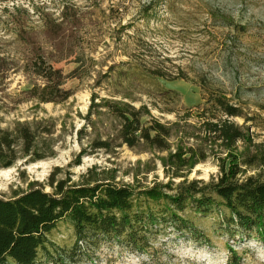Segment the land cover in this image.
<instances>
[{
	"label": "trees",
	"instance_id": "trees-1",
	"mask_svg": "<svg viewBox=\"0 0 264 264\" xmlns=\"http://www.w3.org/2000/svg\"><path fill=\"white\" fill-rule=\"evenodd\" d=\"M38 14L41 41L23 39V28L16 24L15 35L24 40L26 51L22 72L40 81L23 91L25 99L38 104L65 103L73 96L65 87L67 80L92 76L90 104L81 116L83 126L76 138L81 140L89 129L96 137L94 147L108 154L122 146L166 153L160 159L166 174L184 179L178 184L169 180L134 189L110 178L95 177L79 185L58 183L52 193L31 185L11 198H0V264H93L100 260L96 253L100 247H117L153 262L162 261L160 257L167 255L164 249L171 242L193 243L208 250L221 244L228 252L225 264H243L233 244L251 240L264 243V146L253 142L245 126L250 120L243 110L204 84L205 104L194 115L198 130L185 136L181 121L192 116H177L173 123L163 124L153 114V110L175 113L174 108H162L158 101L174 104L178 102L176 93L155 89L160 100L142 101L138 91L149 95L151 88L136 87L137 70L129 68L128 62L103 70L86 52L81 34L84 14L79 7L64 5L58 17ZM63 61L75 67L64 73L55 67ZM8 62L0 56L2 76L10 70ZM149 77L168 76L155 68ZM179 78L187 76L181 73ZM232 118L244 122L239 125ZM41 125L24 121L12 130L0 128V168H10L20 157L41 160L52 151L42 137L53 130ZM173 137L199 143L187 148L177 144L172 151ZM207 142L222 147L226 154L217 159L218 176L187 181L181 171L206 159L202 145ZM249 168L259 170L247 175ZM168 169L175 172L168 173ZM59 223L67 225L70 240L51 238ZM163 263L170 262L164 258Z\"/></svg>",
	"mask_w": 264,
	"mask_h": 264
},
{
	"label": "rangeland",
	"instance_id": "rangeland-1",
	"mask_svg": "<svg viewBox=\"0 0 264 264\" xmlns=\"http://www.w3.org/2000/svg\"><path fill=\"white\" fill-rule=\"evenodd\" d=\"M64 5L77 6L84 14V48L103 66L101 69L128 62L129 68L137 70L136 87L151 88L149 95L138 91L142 101L160 100L155 89L177 94L174 104L158 101L162 108L169 106L176 111L153 110L159 122L169 124L177 116H192L180 126H184L185 136L195 133L194 115L205 104V84L243 110L250 120L245 126L253 142L264 146V0H0V56L12 63H7L10 70L5 75L0 74V128L12 130L17 122L26 121L42 122L41 126L53 130L42 137L52 150L44 158L33 161L20 157L10 168H0V198H11L31 185L52 193L58 183L79 185L95 177L110 178L134 189L169 180L178 184L184 179L166 174L160 161L166 153L122 146L108 154L94 147L96 137L89 129L81 140L76 138L83 126L81 116L90 104L92 76L68 79L65 87L73 96L65 103L38 104L25 99L23 91L40 81L22 72L26 55L23 39L41 41L38 11L58 17ZM16 24L23 28V39L15 35ZM67 61L55 67L68 73L75 64ZM155 68L168 77L150 78ZM181 73L187 79L179 78ZM231 121L239 125L244 122L240 118ZM198 143L186 137L170 140L172 151L177 144L187 148ZM202 146L206 159L181 171L187 181H208L219 174L217 159L225 158V151L213 143ZM246 170L247 175H254L259 169ZM67 229L65 223L57 224L51 238L70 240ZM217 246L208 250L193 243L171 242L164 249L167 255L160 257L162 261L154 262L132 251L100 247L96 252L100 260L93 264H165L164 258L169 264H225L228 252L224 245ZM233 247L243 257V264H264V243L251 240Z\"/></svg>",
	"mask_w": 264,
	"mask_h": 264
}]
</instances>
